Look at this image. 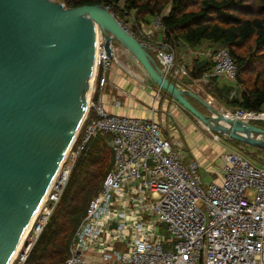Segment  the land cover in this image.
<instances>
[{"label": "built area", "instance_id": "2783aa9c", "mask_svg": "<svg viewBox=\"0 0 264 264\" xmlns=\"http://www.w3.org/2000/svg\"><path fill=\"white\" fill-rule=\"evenodd\" d=\"M152 23L164 29L161 14L154 15ZM146 35L142 41L155 53L165 74L191 89L192 84H183L188 62L176 60L174 47L165 38L157 44L151 42V34ZM203 53L212 58L213 66L195 83L200 80L205 85L214 76L236 82L237 64L228 48ZM111 65L103 38L99 39L86 115L8 264L25 263L77 157L98 132L110 134L113 166L88 202L70 241L69 256L59 264H93L89 254L100 255L105 264H264V166L230 149L223 154L221 180L206 181L198 160L186 162L181 142L164 136L153 119L106 109L103 94ZM90 111L93 115L86 122ZM223 111L249 122L264 119V111ZM212 136L220 138L218 133ZM161 223L170 233L166 239L159 234Z\"/></svg>", "mask_w": 264, "mask_h": 264}, {"label": "water", "instance_id": "95a60500", "mask_svg": "<svg viewBox=\"0 0 264 264\" xmlns=\"http://www.w3.org/2000/svg\"><path fill=\"white\" fill-rule=\"evenodd\" d=\"M100 37L111 59L119 42L211 133L264 149L255 135L263 127L171 80L105 4L0 0V264L16 252L86 115Z\"/></svg>", "mask_w": 264, "mask_h": 264}, {"label": "trees", "instance_id": "16d2710c", "mask_svg": "<svg viewBox=\"0 0 264 264\" xmlns=\"http://www.w3.org/2000/svg\"><path fill=\"white\" fill-rule=\"evenodd\" d=\"M64 2L66 6L103 3L119 20L129 19L130 15H133L134 20L130 29L140 40L146 39L137 33L140 26L149 22V17L161 14L164 38L173 45L174 51L181 42L189 44L192 48L201 47L200 49L204 48L211 52L228 48L231 58L237 64L236 82L239 95L235 99H228L225 92H221L215 86V81L219 78L217 76L211 77L205 84V88L210 86L207 92L223 105L233 107L232 109L263 111L264 0H64ZM200 57L201 54L196 56L195 63L188 72L190 80L199 78L213 66L211 57L207 55ZM230 85L229 89L232 88V84ZM199 94L205 96L202 92ZM92 115L93 112L90 111L86 122ZM105 137H110V134L98 132L91 136L77 157L61 198L24 264H59L69 256L70 241L85 214L88 202L100 189L104 175L113 166V149L106 143ZM226 138L234 145L240 146L245 143L234 138Z\"/></svg>", "mask_w": 264, "mask_h": 264}, {"label": "crops", "instance_id": "0c3cea01", "mask_svg": "<svg viewBox=\"0 0 264 264\" xmlns=\"http://www.w3.org/2000/svg\"><path fill=\"white\" fill-rule=\"evenodd\" d=\"M152 20L153 16L149 17V22L140 26L138 34L143 38L147 37L146 34H151V42L158 44L163 41L165 36L162 28L153 27ZM201 51L208 52V50H204V48H192L189 44L181 42L175 50V57L178 61H187L190 65L189 69H191L195 63L196 56L200 55L201 53L199 52ZM118 52L120 54L119 56L122 58L121 62L119 63L113 59L114 57L112 58V65L108 73L109 83L103 94V102L106 109L117 115L153 119L160 125L164 136L181 142L182 146L180 151L184 154L186 162L192 158L197 159L200 164V170L209 172L213 180L220 181L223 154L230 150L229 146L232 143L224 136L219 140L213 139L216 143L210 137L203 136V138H201L202 135H199L201 131L198 128V121L193 118V114L150 80L137 62L132 61L130 65L128 62L130 59L128 53L125 54L120 50H118ZM204 56L205 55L201 54V57ZM129 65L133 67L134 70L135 67L137 68V72H139L140 76L139 80L134 79V77L128 73ZM189 77L188 73L183 79V84H192V90L197 93L202 92L205 95L203 96L204 98L208 101L211 100L215 106H219L216 97L207 92V88L210 86L205 88L202 81L199 80L195 83L198 79L190 80ZM230 84H232V88L229 89L231 86ZM202 86H204V88H202ZM215 86L218 90L221 92L224 91L227 96H230L232 92H234V94L236 93L238 83L224 77H219L218 80L215 81ZM116 99L120 100L119 104L115 102ZM190 100L195 106L206 111V107L196 99L190 97ZM219 107L222 106L220 105ZM229 108L232 109L231 107ZM202 139L204 140L202 141ZM216 159H219V167L216 170L203 168L206 163H212ZM88 260L92 261L93 264H105L101 261L100 255L97 254H89Z\"/></svg>", "mask_w": 264, "mask_h": 264}, {"label": "rangeland", "instance_id": "374dc122", "mask_svg": "<svg viewBox=\"0 0 264 264\" xmlns=\"http://www.w3.org/2000/svg\"><path fill=\"white\" fill-rule=\"evenodd\" d=\"M61 1H63V0H61ZM134 20V18H133V15H130V17H129V19H126V18H123V19H121L120 21L122 22V24L124 25V26H126L130 31H131V26H132V24H133V21ZM135 32H137V31H135ZM137 33H139V32H137ZM103 37H100L99 39H102ZM113 46H114V60H116L117 62H121V57L119 56L120 54H119V52H118V50H120L121 52H123V53H125V54H127L128 52H126L127 50L119 43V42H114L113 43ZM199 48H201V47H199ZM126 50V51H125ZM150 52H152V51H150ZM154 57H155V53L154 52H152L151 53ZM201 54L202 55H204V53H203V51H201ZM129 56V55H128ZM130 57V56H129ZM130 60V61H129ZM128 60V62H129V64L131 65L132 64V61H135L132 57H130V59ZM136 62V61H135ZM130 65H129V67H128V73L130 74V75H132L133 77H134V79H136V80H139L140 79V76H139V72H137L138 70H137V68L135 67V70H134V68L133 67H130ZM141 67V66H140ZM139 69V68H138ZM143 70V69H142ZM149 77V76H148ZM238 91V92H237ZM238 95H239V90H238V88H236V93L234 94V96L233 97H230L229 95V97H228V99L229 98H231V99H235V98H237L238 97ZM209 101H211V100H209ZM212 102V101H211ZM222 106V107H219V106ZM219 106H218V108H220V109H227V108H229V107H226L225 105H223L222 103H220L219 102ZM233 108V107H232ZM263 109V111H264V107L262 108ZM194 116V115H193ZM196 121H198V119L194 116L193 117ZM251 123H253V124H256V125H258V126H260V127H263L264 128V119H252L251 120ZM198 128H199V130L201 131L200 133H199V135H202V137L201 138H203V136H206V137H210L212 140L214 139L213 138V136H212V133L209 131V130H207L205 127H203L202 126V124L198 121ZM196 133V132H195ZM255 135L256 136H258V137H261V138H264V135L263 134H261V133H255ZM219 139H222V135L221 134H219ZM106 139H105V141H106V143L108 144V145H110V143H109V137H105ZM207 139V138H206ZM210 139V140H211ZM204 139H202V141H203ZM216 140V139H215ZM215 140H213L215 143H216V141ZM226 141V140H225ZM229 149H231V150H237V151H240V152H242L243 154H245L247 157H249L256 165H258V166H264V149H259V148H257V147H255V146H252V145H249V144H243V145H240V146H238V145H234V144H231L230 146H229ZM82 153V152H81ZM252 153H254L255 155H252ZM223 162V161H222ZM219 167V159L217 160H215L214 162H212V163H206L205 164V166H203V168H211V170H216L217 168ZM72 172V171H71ZM201 173H202V175L204 176V179L206 180V181H211V180H213L212 178H211V174L209 173V172H206V171H202L201 170ZM159 234H161L162 235V237L163 238H168L169 237V235H170V233H169V231H168V229L166 228V224L165 223H161L160 224V227H159ZM165 246H168V244L167 243H165Z\"/></svg>", "mask_w": 264, "mask_h": 264}, {"label": "bare ground", "instance_id": "6f19581e", "mask_svg": "<svg viewBox=\"0 0 264 264\" xmlns=\"http://www.w3.org/2000/svg\"><path fill=\"white\" fill-rule=\"evenodd\" d=\"M92 80H93V78H92ZM78 130H79V129H78ZM77 132H78V131H77ZM35 213H36V212H35ZM34 216H35V214L33 215L32 220L34 219ZM32 220H31V221H32ZM29 226H30V224H29ZM29 226H28V228H29ZM28 228L26 229L25 233L23 234L21 241L23 240V238H24V236H25V234H26ZM21 241H20V243H21ZM20 243H19V244H20ZM9 262H10V261H9Z\"/></svg>", "mask_w": 264, "mask_h": 264}]
</instances>
